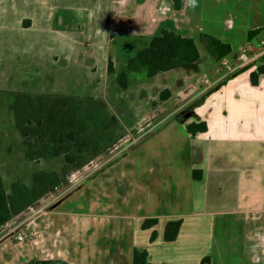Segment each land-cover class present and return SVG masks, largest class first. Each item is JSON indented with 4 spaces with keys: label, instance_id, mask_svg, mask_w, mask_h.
<instances>
[{
    "label": "crops",
    "instance_id": "1",
    "mask_svg": "<svg viewBox=\"0 0 264 264\" xmlns=\"http://www.w3.org/2000/svg\"><path fill=\"white\" fill-rule=\"evenodd\" d=\"M107 1L113 41L120 35L145 41L166 27L196 39L212 35L235 54L256 41L259 34L249 40L250 31L264 30V0H182L179 9L173 0ZM261 56L250 68L228 69L185 95V88L166 85L171 96L163 102L172 106L156 123L42 214L44 244L28 237L12 243L4 228L0 264L35 258L133 264L136 247L154 264H203L204 257L220 264L233 247L243 264H264V73L257 84L251 81ZM183 110L192 116L179 120ZM191 122H205L207 129L192 134ZM148 218L158 221L144 228ZM179 219L176 239L165 240L167 223Z\"/></svg>",
    "mask_w": 264,
    "mask_h": 264
},
{
    "label": "rangeland",
    "instance_id": "2",
    "mask_svg": "<svg viewBox=\"0 0 264 264\" xmlns=\"http://www.w3.org/2000/svg\"><path fill=\"white\" fill-rule=\"evenodd\" d=\"M111 16L112 8L107 0H48V5L44 6L41 0H0V171L7 191H11L15 180L31 186L35 171L58 170L64 162L62 157L41 161L25 158L26 145L11 111L16 92L56 91L57 94L102 97L118 118L117 139L106 152L104 164H107L115 153H121L125 146L135 142L172 106L159 97L166 85L171 90L177 86L185 88L181 92L185 95L194 86L206 84L228 70L221 62L213 60L205 45L198 43L200 59L194 66L152 77L135 73L129 87L122 89L116 75L107 74L108 58L111 57L119 72L125 67L126 52H135L143 41L121 35L113 41ZM228 57L230 62H235L233 55ZM257 59L259 57L253 61ZM152 113L156 114L146 118ZM114 146V151L110 152ZM102 166L76 183L62 184L60 190L41 205L9 222L3 234L12 243L25 242L28 237L38 240L36 246L44 244L39 237L42 214L89 180ZM228 251L220 264H243L238 247Z\"/></svg>",
    "mask_w": 264,
    "mask_h": 264
},
{
    "label": "trees",
    "instance_id": "3",
    "mask_svg": "<svg viewBox=\"0 0 264 264\" xmlns=\"http://www.w3.org/2000/svg\"><path fill=\"white\" fill-rule=\"evenodd\" d=\"M173 1L176 9H179L182 0ZM261 32L262 29L250 31L248 39L252 40ZM142 41L143 43L135 52H126L125 67L121 71H116L111 57L108 59V74L116 75L117 83L122 89L129 87L131 76L135 73L152 77L173 69L194 66L200 59L198 43L205 45L215 61L220 62L225 57L234 56L230 44L206 33L200 34L196 39L183 36L176 29L161 27L148 40ZM261 59L264 61V54ZM250 67L251 65L247 64L241 69ZM261 73H264V63L251 72L253 84L258 83ZM170 96L171 90L168 88H164L159 95L162 101ZM193 107L194 104L190 106V109ZM11 111L14 114L16 127L26 145V159L41 161L62 157L64 162L60 171H35L31 186L20 180L13 181L11 191L6 190L0 171V233L9 222L30 207H38L48 199L55 187L67 182L66 177L72 171L82 167L96 156L105 154L117 139L118 118L110 111L108 103L102 97L22 91L15 93ZM177 118L182 120L183 115L179 114ZM186 127L192 134L207 129L205 122H191ZM194 177H201V171L194 170ZM157 221V218H148L142 226L152 227ZM181 224L180 219L169 221L166 225L165 240L176 239ZM156 234V231L152 233L151 240L155 239ZM202 262L209 264L210 258L204 257ZM26 264L69 263L35 258ZM133 264L154 263L148 260L146 249L136 247L133 252Z\"/></svg>",
    "mask_w": 264,
    "mask_h": 264
},
{
    "label": "built area",
    "instance_id": "4",
    "mask_svg": "<svg viewBox=\"0 0 264 264\" xmlns=\"http://www.w3.org/2000/svg\"><path fill=\"white\" fill-rule=\"evenodd\" d=\"M264 54V30L259 34V36L256 38L255 42L248 41L242 46L238 48V50L234 54L235 62L232 63L228 60V57L223 58L220 62L221 64L226 67L229 70H235L241 66L247 65L253 61L258 55ZM110 152L114 151V148ZM109 152V153H110ZM108 153L97 156L90 161H88L86 164H84L82 167L72 171L67 178V183L70 184L72 182H77L78 180L82 179L86 175H88L90 172H93L97 169H99L106 161V156ZM62 184L60 186L55 187V189L50 193L49 197L53 196L58 190H60ZM56 197V196H55ZM34 207H30L29 209H33ZM22 237L19 236V239Z\"/></svg>",
    "mask_w": 264,
    "mask_h": 264
},
{
    "label": "water",
    "instance_id": "5",
    "mask_svg": "<svg viewBox=\"0 0 264 264\" xmlns=\"http://www.w3.org/2000/svg\"><path fill=\"white\" fill-rule=\"evenodd\" d=\"M181 115L184 116V118H189L190 116H192V112L189 110H183L182 112H180ZM57 204H55L54 206H56ZM53 206V207H54Z\"/></svg>",
    "mask_w": 264,
    "mask_h": 264
}]
</instances>
